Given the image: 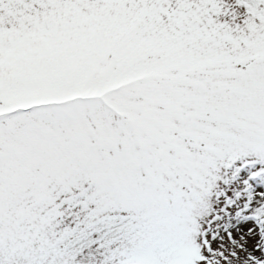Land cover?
Wrapping results in <instances>:
<instances>
[{
    "label": "snow or ice",
    "instance_id": "1",
    "mask_svg": "<svg viewBox=\"0 0 264 264\" xmlns=\"http://www.w3.org/2000/svg\"><path fill=\"white\" fill-rule=\"evenodd\" d=\"M0 264H264V0H0Z\"/></svg>",
    "mask_w": 264,
    "mask_h": 264
}]
</instances>
